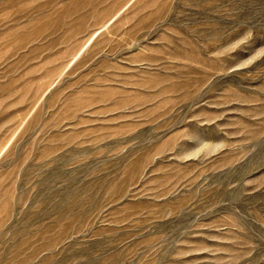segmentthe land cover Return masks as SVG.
<instances>
[{
	"label": "rangeland",
	"instance_id": "1",
	"mask_svg": "<svg viewBox=\"0 0 264 264\" xmlns=\"http://www.w3.org/2000/svg\"><path fill=\"white\" fill-rule=\"evenodd\" d=\"M0 264H264V0H0Z\"/></svg>",
	"mask_w": 264,
	"mask_h": 264
}]
</instances>
